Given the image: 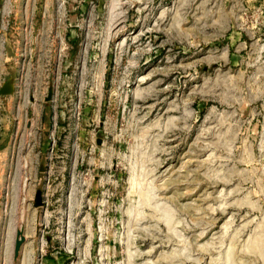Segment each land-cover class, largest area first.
Wrapping results in <instances>:
<instances>
[{"label":"rangeland","instance_id":"obj_1","mask_svg":"<svg viewBox=\"0 0 264 264\" xmlns=\"http://www.w3.org/2000/svg\"><path fill=\"white\" fill-rule=\"evenodd\" d=\"M0 119V264H264V0H0Z\"/></svg>","mask_w":264,"mask_h":264},{"label":"water","instance_id":"obj_2","mask_svg":"<svg viewBox=\"0 0 264 264\" xmlns=\"http://www.w3.org/2000/svg\"><path fill=\"white\" fill-rule=\"evenodd\" d=\"M24 240V235L21 231V229L17 230V234H16V238H15V242H14V257H16L18 255L19 252V248L21 243Z\"/></svg>","mask_w":264,"mask_h":264},{"label":"built area","instance_id":"obj_3","mask_svg":"<svg viewBox=\"0 0 264 264\" xmlns=\"http://www.w3.org/2000/svg\"><path fill=\"white\" fill-rule=\"evenodd\" d=\"M3 128H4V127H2L1 119H0V136H1L2 132H3Z\"/></svg>","mask_w":264,"mask_h":264}]
</instances>
